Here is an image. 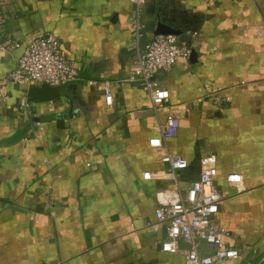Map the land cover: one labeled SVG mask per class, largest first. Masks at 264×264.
I'll list each match as a JSON object with an SVG mask.
<instances>
[{
  "label": "crops",
  "instance_id": "0c3cea01",
  "mask_svg": "<svg viewBox=\"0 0 264 264\" xmlns=\"http://www.w3.org/2000/svg\"><path fill=\"white\" fill-rule=\"evenodd\" d=\"M0 18V264H185V244L161 250L156 209L192 186L210 154L217 220L240 252L219 264H264V0H145L139 34L131 0H0ZM159 22L196 56L157 74L170 102L155 112L128 76ZM46 34L79 79L2 91L22 53L10 41ZM172 113L178 136L152 148ZM165 151L188 162L177 181L164 178Z\"/></svg>",
  "mask_w": 264,
  "mask_h": 264
},
{
  "label": "built area",
  "instance_id": "2783aa9c",
  "mask_svg": "<svg viewBox=\"0 0 264 264\" xmlns=\"http://www.w3.org/2000/svg\"><path fill=\"white\" fill-rule=\"evenodd\" d=\"M145 0H131L137 10L135 29L139 34L140 11ZM3 20L0 18V28ZM9 43V42H8ZM11 48L21 49L16 69L5 76L1 83L2 91L11 83L41 84L62 86L79 79V69L62 48L61 41L53 34H46L25 46L10 41ZM6 44L1 49H6ZM192 54V47L177 36H155L143 48L137 49L133 69L128 81L141 85L147 92L152 109L155 112L167 107L170 93L156 81L158 73L170 70L177 64L187 61ZM207 97L217 107L225 101L218 93L209 92ZM5 94H0L4 101ZM106 102L111 105L112 96L106 91ZM181 126L180 117L172 113L160 125V135L150 141L152 148H166V142L178 136ZM161 161L166 165L164 178L177 181L179 172L188 167V162L178 154L165 151ZM200 174L192 186L186 190L179 189L170 200L162 202L156 209V219L165 225L166 239L161 250L171 254L181 252L185 244V264H219L225 260H238L240 252L230 246L227 239L229 232L220 226L217 220L219 204L222 199L215 182L217 174V156L207 155L200 160ZM227 183L237 187L242 182L240 175L227 176ZM206 247L209 253L202 251Z\"/></svg>",
  "mask_w": 264,
  "mask_h": 264
},
{
  "label": "water",
  "instance_id": "95a60500",
  "mask_svg": "<svg viewBox=\"0 0 264 264\" xmlns=\"http://www.w3.org/2000/svg\"><path fill=\"white\" fill-rule=\"evenodd\" d=\"M168 36V35H174L178 36L180 35V32L172 28L171 26L165 25L161 22L158 23L157 28L155 30V36ZM192 57H195L196 54L195 52H192L191 54Z\"/></svg>",
  "mask_w": 264,
  "mask_h": 264
}]
</instances>
